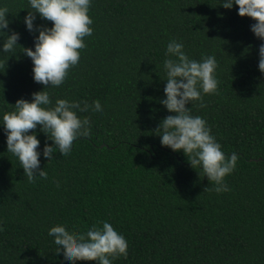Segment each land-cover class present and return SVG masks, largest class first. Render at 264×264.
<instances>
[{"label":"trees","instance_id":"trees-1","mask_svg":"<svg viewBox=\"0 0 264 264\" xmlns=\"http://www.w3.org/2000/svg\"><path fill=\"white\" fill-rule=\"evenodd\" d=\"M0 3L10 9L18 43L32 47L35 33L22 22L27 0ZM88 15L93 36L84 38L63 83L47 90L53 102H98L103 114L77 113L91 121L90 136L78 139L68 158L58 150L50 161L38 157L47 177L32 183L0 131V264H65L49 232H83L102 220L128 243L127 256L112 264H264V75L257 68L261 41L250 31L255 21L219 0H91ZM34 24L51 21L37 14ZM173 38L190 58L217 60V91L203 95V107H186L205 119L226 156L239 157L224 177L226 192L210 190L200 169L161 146L154 131L171 114L159 101L164 49ZM31 67L23 52L7 59L0 112L44 87ZM35 132L38 150L52 143L39 126Z\"/></svg>","mask_w":264,"mask_h":264},{"label":"clouds","instance_id":"clouds-1","mask_svg":"<svg viewBox=\"0 0 264 264\" xmlns=\"http://www.w3.org/2000/svg\"><path fill=\"white\" fill-rule=\"evenodd\" d=\"M90 3L91 0H27L29 10L22 22L30 34L35 33L32 47L18 43L20 34L9 27L10 21L6 19L10 9L0 3V73L4 72L10 56L16 57L17 53L23 52L30 58L33 81L44 85L29 94L30 100L17 98L11 104L12 110L0 112V131L4 133L6 150L16 158L29 183L47 177V172L39 167L38 157L50 161L53 151L58 150L61 157L68 158L76 141L90 136L91 121L81 120L77 113L80 116L90 112L103 114L98 102L81 105L66 98H56L53 102L47 90L63 83L68 69L79 60V50L86 46L84 38L93 36L92 20L88 15ZM219 3L226 9L235 4L237 15L255 21L250 24V31L261 41L257 68L264 75V0H219ZM37 14L41 19L51 21V26L34 24ZM162 65L166 79L163 98L159 102L171 114L165 116L154 130L160 137V145L174 152L181 151L189 166L199 168L212 182L210 190L228 191L224 177L235 169L239 157L235 151L226 156L205 119L193 115L190 107H186L197 101L203 107V95L217 91L215 56L208 54L199 60L190 58L184 44L173 38L166 43ZM37 126L52 142L45 143L41 150H38ZM48 237L57 249L56 255L63 254L65 264L76 261L112 264V260L128 254L127 240L107 220L94 223L83 232L56 227Z\"/></svg>","mask_w":264,"mask_h":264}]
</instances>
